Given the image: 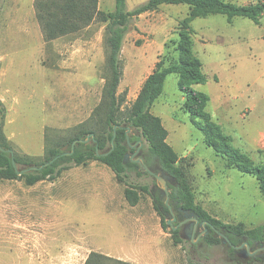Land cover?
Listing matches in <instances>:
<instances>
[{
	"label": "rangeland",
	"instance_id": "374dc122",
	"mask_svg": "<svg viewBox=\"0 0 264 264\" xmlns=\"http://www.w3.org/2000/svg\"><path fill=\"white\" fill-rule=\"evenodd\" d=\"M9 1L3 0L0 11L3 132L15 151L40 163L48 143L63 144L79 128L102 127L105 122L110 79L105 24L95 21L76 32L68 29L67 35L49 42L34 0H17L16 8L11 6L15 11L7 9ZM148 1L127 0V11ZM223 1L244 6L260 0ZM115 7L116 0L99 3L106 13ZM190 12L188 5H163L133 18L121 55L118 95L125 100L123 111L133 105L159 61L164 67L179 61L180 28ZM190 27L194 55L207 77L206 84L192 86L209 96L203 112L230 138L233 149L264 165V14L260 24L244 17L228 22L216 14L197 18ZM179 84L178 75L167 77L152 113L168 131L167 141L187 172L196 203L225 223L264 225V197L257 179L239 172L205 143L197 126L205 121L195 118L201 112L186 103ZM126 184L147 186L153 194L160 189L147 173L130 172ZM127 185L99 161L72 164L56 180L34 186L1 180L0 264H86L92 253L111 259L102 264L235 263L224 246H207L196 238L193 252L189 243L176 245L171 228L162 226L152 196L140 193V201L132 206L124 195Z\"/></svg>",
	"mask_w": 264,
	"mask_h": 264
},
{
	"label": "trees",
	"instance_id": "16d2710c",
	"mask_svg": "<svg viewBox=\"0 0 264 264\" xmlns=\"http://www.w3.org/2000/svg\"><path fill=\"white\" fill-rule=\"evenodd\" d=\"M99 1L34 0V8L43 29L44 38L49 42L67 35L69 31L76 32L95 21L105 24L104 44L108 52L107 63L110 79L106 92L107 112L104 124L102 127L79 128L78 132L63 144L48 143L44 161L38 163L30 156L19 154L6 139L3 132L6 110L0 100V148L14 152V158H12L9 152H3L0 149V181L23 180L27 186H34L43 180H56L64 171L69 170L72 164L79 167L87 165L90 161H99L111 169L120 184L127 185L130 172H135L138 176L143 175L138 164L130 160L125 161L129 148L126 128L129 127L133 132L141 134L140 138L146 143L144 155L148 167L158 169V172L161 171L172 181L169 185L172 191L170 192V205L175 209L186 210L194 214L200 222L209 223V233L202 241L207 246H224L228 257L235 261L234 264H264V259L243 263L237 259V251L228 245H223L221 239L211 230V226H214L226 235L234 246L247 242L252 248L264 244V225L246 228L243 223H225L197 204L187 172L180 166L177 152L167 141L168 131L161 118L152 113L154 103L164 92L167 77L172 74L178 75L180 77L179 88L185 95L186 103L196 106L201 113L195 118L205 121L204 124L197 123L205 136V143L226 158L229 165L234 166L239 172L254 176L264 197V165H255L248 155L229 145L230 138L225 136L220 126L213 123L203 112L210 100L209 96L196 92L192 87L195 84H206L207 77L203 73L201 60L194 55L190 27V23L195 19L216 14L226 16L228 22H232L236 17H244L260 24L264 14V0L244 6L226 3L223 0H149L133 11H127V0H116L115 11L109 13L99 9ZM163 5H188L191 9L189 17L180 28L177 48L179 61L169 67H164L163 61H159L144 82L133 105L123 111L122 106L125 100L124 97L118 95V88L123 76L121 55L125 37L130 30L133 18L154 12ZM115 126L121 128L117 129L114 139ZM92 134H94V139L91 137ZM87 138H89V143H78L71 156L60 157L42 171L18 174V171L24 167L41 166L64 153H70L76 140ZM113 139L114 147H112ZM135 140H137L136 136H130L131 143ZM97 148L100 154L108 153V155L98 157ZM140 193H149L152 196L154 208L161 218L163 228L165 230L170 228L166 218L170 210L161 201L159 193L154 195L147 186L132 184L127 185L124 191L126 200L132 206L140 201ZM171 234L176 245L187 243L178 232L171 229ZM190 247L191 252L198 248L197 245L191 244ZM104 261H111V259L98 253H92L86 264H102ZM116 262L128 264L118 260Z\"/></svg>",
	"mask_w": 264,
	"mask_h": 264
},
{
	"label": "flooded vegetation",
	"instance_id": "af4514ba",
	"mask_svg": "<svg viewBox=\"0 0 264 264\" xmlns=\"http://www.w3.org/2000/svg\"><path fill=\"white\" fill-rule=\"evenodd\" d=\"M132 137H137V140L133 141L132 143L130 142L129 148H128V153L126 154L127 156V160L130 161H134L140 157L144 158L145 160V155H144V150H145V146L146 144L144 143V145L141 146V144H139V141L142 140L140 137H138V133L133 132V134L131 135ZM157 171V169H154ZM142 171V170H141ZM159 174H161L163 177H166L168 181L172 182L166 175L162 174L161 171L158 172ZM155 192V190H153V193ZM159 195H160V189H159ZM157 195V194H154ZM169 197H170V192H169ZM161 201H163L165 203L167 196H164L163 198L161 197ZM169 203H170V198H169ZM194 214L186 211V210H182V209H175L172 207V213L169 212V214L166 216L167 221H171V226H169L172 230L173 228H177L176 232H178L181 235H184L187 237L186 241L187 243L191 244V245H198L195 244V238L197 239L198 242H203L202 239L207 235L204 234V228L201 226V222L194 227L195 222L192 220V218H194ZM244 244V243H243ZM243 244H241L240 246H242L239 250H237L236 252V257L237 259H239L240 261H242L243 263H247L250 260H261L264 259V251H258L262 246H264V244L260 245V246H256V247H252L250 249V252L247 251L246 246H244Z\"/></svg>",
	"mask_w": 264,
	"mask_h": 264
},
{
	"label": "water",
	"instance_id": "95a60500",
	"mask_svg": "<svg viewBox=\"0 0 264 264\" xmlns=\"http://www.w3.org/2000/svg\"><path fill=\"white\" fill-rule=\"evenodd\" d=\"M118 128H121L120 126H115L114 127V135H113V138L115 139L116 137V131ZM133 134V130L129 127L126 128V137H127V143L130 144V136ZM91 137L94 139V134L91 135ZM138 137H141V134L138 133ZM114 139H113V142H112V147H114ZM89 141V138H87L86 140H76L73 145H72V151L70 153H64L58 157H56L55 159H53L52 161L48 162V163H45L41 166H29V167H24L22 168L20 171H18V174L19 175H23V174H27V173H33V172H39V171H42L44 168L52 165L56 160H58L60 157L62 156H71L74 151H75V147L78 143H88ZM144 141L143 140H140L139 141V144L144 145ZM3 152H9L12 156V158H14V152L12 150H4L2 148H0ZM97 150V156L98 157H102V156H107L108 153H105V154H100L99 151H98V148L96 149ZM125 161H127V156L125 157ZM133 163L135 164H138L140 166V169L142 170L143 173H147L149 175H151L152 177H154L156 179V182L160 185V195L161 197L163 198L164 196H167V199L165 201V205L168 207V209L170 210V212L172 213V206L170 205L169 203V188H168V183H167V178L166 177H163L161 178L157 173H156V170L154 169H151L148 167V165L145 163V160L144 158L140 157L134 161H132ZM14 163V161H13ZM192 220L195 222L194 224V227H196L200 221L197 217H194L192 218ZM167 225L168 226H171V221H167ZM208 225L209 223L208 222H201V226L204 228V234H208L209 233V229H208ZM177 228H173V231H176ZM211 230L217 235L218 238L221 239L222 241V244L223 245H228V247L230 248H233L235 251L239 250L242 246H234L231 241L228 239V237L226 235H224L222 232L218 231L214 226H211ZM180 237L183 239V240H187V237L184 236V235H181L180 234ZM244 246H246V249L247 251L250 252V246L247 242H245L243 244ZM258 251H264V246H262Z\"/></svg>",
	"mask_w": 264,
	"mask_h": 264
},
{
	"label": "crops",
	"instance_id": "0c3cea01",
	"mask_svg": "<svg viewBox=\"0 0 264 264\" xmlns=\"http://www.w3.org/2000/svg\"><path fill=\"white\" fill-rule=\"evenodd\" d=\"M2 2H3V0H1V4H0V11L3 9V7H2ZM10 2V7H7V9H10V10H14L15 11V9L13 8V7H11V6H15V8H16V5L19 3L17 0H10L9 1ZM99 3L101 4L102 3V0H100L99 1ZM17 10H18V12H19V7H17ZM55 41H58V40H55ZM55 41H53V42H55ZM43 43L44 44H46V42L43 40ZM118 258H120V259H123V258H125V257H123V256H117Z\"/></svg>",
	"mask_w": 264,
	"mask_h": 264
}]
</instances>
